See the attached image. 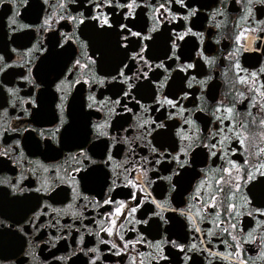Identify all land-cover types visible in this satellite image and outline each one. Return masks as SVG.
I'll use <instances>...</instances> for the list:
<instances>
[{
    "label": "flooded vegetation",
    "instance_id": "flooded-vegetation-1",
    "mask_svg": "<svg viewBox=\"0 0 264 264\" xmlns=\"http://www.w3.org/2000/svg\"><path fill=\"white\" fill-rule=\"evenodd\" d=\"M61 4H0V264H88L97 255L93 248L99 256L92 264H264V213L255 211L264 209V184L256 171L264 164L259 151L264 149V126L259 124L264 116L248 107L250 102L264 104V5L257 0H185L184 7L174 0H136L129 19L135 31L151 37L142 41L149 45L145 58L169 68L145 66L148 77L140 80L132 75L140 66L131 59L135 49H129L126 59L117 43L118 29H101L92 19L96 12L106 13L107 6L90 11L87 0ZM159 4L170 12L158 10ZM177 12L171 20L170 13ZM69 15L75 19L68 20ZM9 16L16 20L11 27ZM48 17L52 19L43 25ZM174 28L177 35L192 31L177 39ZM171 40L179 45L174 50L179 60L172 57ZM166 53L171 59H165ZM77 60L80 66H74ZM185 61L194 67H178ZM122 62L136 89L131 95L140 102L120 97L131 112L114 103L126 84H99V77L114 75ZM8 88L17 90L9 93ZM181 90L189 95L177 99ZM61 95L66 97L62 112L56 107ZM165 96L176 106L164 103ZM246 110L251 112L246 119L254 117L256 123H245ZM153 121L166 127L157 128ZM217 129L222 130L210 136ZM240 131L246 133L244 146L235 143ZM153 146L173 155L184 147L188 162L183 168L171 159L157 164L159 151L152 152ZM81 147L93 163L78 154ZM232 147L239 150L231 152ZM109 154L111 161L105 159ZM231 160L244 169L239 173L243 181L235 179V170H222L231 167ZM246 172L255 179L249 180ZM229 176L232 183H226ZM13 185L21 190L13 191ZM132 194L136 201L129 199ZM109 197L114 202L104 204ZM119 201L125 208L114 215ZM133 203L139 206L129 214ZM229 204L235 205L231 211ZM109 226L111 235L101 231Z\"/></svg>",
    "mask_w": 264,
    "mask_h": 264
},
{
    "label": "snow or ice",
    "instance_id": "snow-or-ice-1",
    "mask_svg": "<svg viewBox=\"0 0 264 264\" xmlns=\"http://www.w3.org/2000/svg\"><path fill=\"white\" fill-rule=\"evenodd\" d=\"M87 2L91 5V8L89 9L90 11L92 9H102L105 6H107V12L106 13H104V12H96V14L92 17V19L94 21H98L99 26H100L101 29H103L105 26H107L108 28L115 27V28L118 29L117 36L119 37V40H118L117 43H118V46H121V47L124 48L125 58L126 59L129 58L128 57L129 49H135V50L131 51V59L134 62H140V66L137 68V71L132 74L134 77H136L137 79H140V80H145L148 77V70H147V68L145 66H148V67H157L158 66L159 68L165 69L166 72L169 70V68L165 66L163 61H160L158 63V65H156V64H153V62L151 60H148V59L145 58L144 53H145V50L149 47V45L146 44V43H142V41L146 40V39L150 40L151 37L146 35V34H143L142 31H135L134 29L136 28V24L134 23L133 20L129 19V17L134 15L133 9L136 7V0H127V3H122L121 0H98V2H95V3H93V0H87ZM174 2L177 3V4L183 5L184 7H187V5H185V0H174ZM3 3H5V0H0V4H3ZM23 3H27V0H23ZM73 3H75V0H73ZM167 3L168 4L173 3V0H167ZM249 3H251V0H249ZM257 3H259L261 5H264V0H257ZM61 6L62 7H66V5L63 4V0H62ZM80 6L82 7L83 4H81ZM120 9H124V11H119ZM159 9H164L165 11H169L170 12V9H167L165 4H159L158 5V10ZM116 12H119L118 16L114 15V13H116ZM190 12L193 15L195 14L194 10H190ZM161 15H163V13H161ZM170 15H171V20H175L177 18V16L180 15V13L179 12L170 13ZM110 17H112V19H110ZM121 17L124 20H126L127 22L126 23L125 22H121V19H120ZM79 18L82 21V19H83L82 13L80 14ZM51 19H52L51 17H48L47 19H45L43 21V25H48L49 20H51ZM67 19L68 20H73L75 18L73 16L69 15V16H67ZM165 19H167V17H165ZM185 19H187V17H185ZM157 20H158L159 23H163L164 22L163 20H159V18H157ZM8 21H9V26L10 27H11V25H14L16 23V20L14 19L13 16H9L8 17ZM12 30L15 31V28H13ZM150 31H155V28L150 29ZM172 31H173L174 35H177V31H176L175 28ZM191 31H192V28H188L187 32L177 35V39H183L184 35H186L188 32H191ZM199 35L202 36V34H199ZM129 37H136L138 39L130 40ZM121 41H122V44H121ZM177 47H179V45L177 44L176 40H171V49L173 50L172 51V57H174L175 59L179 60L180 58L178 56H176L175 51H174ZM42 50L43 49H41V51ZM89 59H91V58H89ZM165 59H171L170 57H168L167 53L165 54ZM2 60H4V57L2 55H0V61H2ZM74 66H80V61L79 60L74 61ZM4 67H8V65L5 64ZM127 67L128 66L126 64H123V62H122V66L119 68V70L118 71L114 70V72H115L114 75H110V76H107V77H99V84H104L105 80L121 81L123 84H126L127 90H122L121 89L119 91V96H117V98H116L114 103L120 104V107L123 109V111L131 112L132 108H129L127 104L121 103V100H120V97H125V98H129V99L135 101L136 104L140 103L139 100H137L136 96H132L131 95V93L133 91H135L136 89L134 88L133 81L130 79V77L128 75H125L124 69L127 68ZM178 67L191 69V68L194 67V65L192 63H187L185 61L184 64L178 65ZM236 67L239 70V64L238 63L236 65ZM0 71H3V69H0ZM70 71H71V69H70ZM128 71L131 72V69L129 68ZM261 71L264 72V68H261ZM251 75L253 77H255L257 75V73L255 71H253L251 73ZM20 79L28 80L30 83L32 82L31 80H29L28 76H21ZM241 80L243 81L244 78H241ZM85 82H87V81H85ZM153 83H156V82H153ZM160 86L161 87L163 86V82H160ZM56 87H57V91L62 92V89L60 88L59 85H57ZM16 90L17 89H13V88H8L7 89V91L9 93H14ZM187 95H189V93L184 92L183 90H181L180 97H178L177 99H180L182 97H186ZM243 95L244 94L241 93V97H243ZM261 97L264 98V92H261ZM65 99H66V97L61 95L60 103H58L56 105L57 109H59L61 112L63 111V104H64V100ZM89 99L90 100H94V97L90 96ZM157 102H159V101H157ZM163 102L167 103L168 105H170L172 107L176 106V100L169 99L167 96H165L163 98ZM32 103H35V101L33 100ZM140 107L144 108V105L140 104ZM248 107L249 108H258L259 109V114L261 116H264V104L256 105V104H253V103L250 102L248 104ZM217 111H219V106L217 107ZM232 111H233L232 107H228L227 108V112L231 113ZM181 114H183V112H181ZM172 115H175V114L174 113L170 114V117ZM244 116H245V123L246 124H248V123H252V124L256 123V120H255L254 117L250 121L246 119V117L251 116V112H248L246 110L245 113H244ZM141 123H147V121H142ZM153 123L156 125L157 128H165L166 127V125H164L162 122L161 123H156L155 121H153ZM190 123H194V121H190ZM219 123L221 125H223L224 127L229 128L231 130V125H225L224 124V120H222V119L219 120ZM236 123L238 125V130H239V128L241 126L239 125V122H236ZM259 124L261 126H264V118L259 119ZM96 127H97V129H100L101 125L98 124V125H96ZM56 130H58V129H56ZM56 130H54V131H56ZM221 130L222 129L214 130L212 133H210V136L219 134V131H221ZM41 134L43 135V132ZM102 134L103 135H108L107 132H103ZM261 136L264 137V132L261 133ZM241 137H246V133L243 132V131H240V135L239 136H235V143L237 145L244 146L245 143H246V138H241ZM186 138H188V137H182V139H186ZM125 139H127V138H125ZM16 143L18 144L19 141H17ZM113 143H115V138H113ZM105 147L108 148L109 146L105 145ZM211 148L212 149H216V144L213 143L211 145ZM238 150L239 149L237 147H232L230 149L231 152H237ZM151 151L156 153L159 150L155 146H153ZM259 151L260 152H264V149H261ZM181 153L184 154L183 161H181ZM78 154L81 157H83L84 160H87L89 163H93L94 162L92 160V157L88 155V153L85 151L84 148H82V147L79 148L78 149ZM210 155L218 156L219 152L211 151ZM105 159L107 161H111L112 159H114V157L111 154H109V155H107L105 157ZM169 159L179 162L178 166L180 168H183L185 163L188 162L186 149L184 147H181L179 149V152H176L175 155H173L172 152H169V150L167 148H165L163 151H159V158L156 159V163L160 164L161 160H169ZM229 164L231 165V167L223 168L222 170L225 173H232L233 170H235L236 173H237L236 176H235V179L243 181L244 177L241 176L239 173L241 171H244V169L238 167L234 160L229 161ZM244 164H248V161L245 160ZM261 169H264V164H261L260 168L256 169V171L259 172V174H260V176L262 178L258 182L261 183V184H264V171H262ZM74 171H80V169H74ZM113 175H115V173H113ZM246 175H247L249 180H254L255 179V177L252 175V172H246ZM166 179H171V176L166 177ZM221 180H224V178L221 177ZM128 183L136 186L135 182L132 181V180H129ZM217 183L219 184L220 181H217ZM226 183H232L231 176H229V179H228V181H226ZM111 187H113V188L116 187L115 180L112 182ZM234 187L236 189H239L241 187V185L240 184H234ZM20 190L21 189H17L16 186L13 185V191H20ZM40 190L41 189H37V191H40ZM197 193H199V189H197ZM146 198L147 197H145V199ZM85 199H86V197H85ZM129 199L132 200V201H136L137 200V196L135 194H132V195L129 196ZM211 199L214 201L215 197L213 196V197H211ZM113 202L114 201H112L111 197H109L108 199L103 201L104 204H109V203H113ZM116 203H118V206L113 210V214L114 215H119L121 213V211L125 208V203L123 201H119V202H116ZM247 203H248V201L245 200V204H247ZM48 206L50 207V205H48ZM138 206H139V204L133 203L131 208L129 209V214L135 213L137 211V207ZM42 207H43V205H42ZM233 208H235V205H232V204L228 205L229 211H231ZM255 211L259 212V213H264V209H262V208H257V209H255ZM181 214H183V210H182ZM249 215H251V213H249ZM188 219L191 220L192 217L189 216ZM145 222H147V221H145ZM27 223H32V221H27ZM109 223L114 225L116 223V221L115 220H111ZM262 223H264V222H262ZM40 227H43V225H40ZM20 231L24 232L25 230H24L23 227H21ZM101 231H107V233L109 235H111L113 233V229H112L111 226L107 227L106 229H101ZM97 235H98V233H97ZM121 239H123V238L121 237ZM233 239H237V238L233 237ZM250 239L251 240H255L256 238L253 236V237H250ZM164 242L165 243L171 242L178 249H183L185 247L184 244H180V243H177L175 241H167V240H165ZM128 243L129 242H127V241L125 242V249L127 248ZM112 247L116 248L117 245L113 244ZM157 247L160 248V242L159 241L157 242ZM92 251H95L97 253V255L91 257V259L89 260L88 264H92V262L95 261L98 258V256H99V251L97 249L93 248ZM109 251H111V249H109ZM160 251L162 252V249H160ZM238 251H239V245H237V252ZM116 255H120V253L117 252ZM60 259H65V257H60ZM185 260H187V257H185Z\"/></svg>",
    "mask_w": 264,
    "mask_h": 264
}]
</instances>
